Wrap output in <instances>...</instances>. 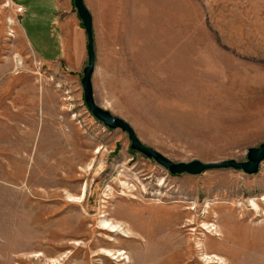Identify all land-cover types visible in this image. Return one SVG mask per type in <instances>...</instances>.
I'll return each instance as SVG.
<instances>
[{"label":"rangeland","instance_id":"374dc122","mask_svg":"<svg viewBox=\"0 0 264 264\" xmlns=\"http://www.w3.org/2000/svg\"><path fill=\"white\" fill-rule=\"evenodd\" d=\"M14 1L21 17L0 0V264H264V158L252 174H171L87 109L73 0H59L63 46L55 0ZM84 3L94 100L144 145L218 162L264 141V0Z\"/></svg>","mask_w":264,"mask_h":264},{"label":"water","instance_id":"95a60500","mask_svg":"<svg viewBox=\"0 0 264 264\" xmlns=\"http://www.w3.org/2000/svg\"><path fill=\"white\" fill-rule=\"evenodd\" d=\"M77 16L81 22L82 28L86 35V52L87 63L83 68V76L81 84L83 89V99L85 105L92 116L104 124L107 128H120L125 131L130 140V147L154 159L158 164L162 165L171 174H199L209 169L233 168L244 171L247 174L257 172L259 163L264 158V141L258 146L249 147L246 154V160L237 161L235 159H226L218 162H202L198 159H193L188 162H174L164 156L156 149L144 145L130 124L120 117L113 115L108 110L99 106L93 97L92 75L95 64L94 36H93V20L90 10L84 3V0H73Z\"/></svg>","mask_w":264,"mask_h":264},{"label":"crops","instance_id":"0c3cea01","mask_svg":"<svg viewBox=\"0 0 264 264\" xmlns=\"http://www.w3.org/2000/svg\"><path fill=\"white\" fill-rule=\"evenodd\" d=\"M10 1L15 6H21V8H22L23 11L20 12L19 17H21L24 12L26 13V7L24 5H22L21 2H16L14 0H10ZM59 6H60L59 0H55V5H54V9H53L54 15H53L51 27H52V34L56 36L57 42L59 43V38H60V45L62 44V46H63V40H64V37L63 36H64V33L62 32L63 30L61 29L60 24H59V22L57 20ZM32 20H33V22H34L35 25H32V27H29V34L33 38L38 37V39L40 40V38H39L40 37L39 36V32L41 31V25H40L41 23L39 24V21L34 16H33V19ZM26 34H27V32H26ZM29 34H27L28 37H29ZM28 37H26L27 41L29 42V44L36 51L38 50L37 52L39 53V55L41 56V58L43 60H45V61H47V60H53L54 58H58V57L61 56V52H60V50H58V48L56 49L57 51L55 53L48 52L49 49H50V46H51V44L47 43L48 40H47V42H45L46 43L45 45H44V43H42V44H38V46H36L37 39L35 41L34 39H31V37H29L30 39ZM41 38H42V36H41ZM31 42L33 43L34 46L32 45ZM40 43H41V40H40ZM55 44H56V41L54 42V47H55ZM43 47L46 48L45 54H43V49H45ZM61 51H63V48H62Z\"/></svg>","mask_w":264,"mask_h":264},{"label":"built area","instance_id":"2783aa9c","mask_svg":"<svg viewBox=\"0 0 264 264\" xmlns=\"http://www.w3.org/2000/svg\"><path fill=\"white\" fill-rule=\"evenodd\" d=\"M23 10H22V8H21V6H17V12H22Z\"/></svg>","mask_w":264,"mask_h":264},{"label":"bare ground","instance_id":"6f19581e","mask_svg":"<svg viewBox=\"0 0 264 264\" xmlns=\"http://www.w3.org/2000/svg\"><path fill=\"white\" fill-rule=\"evenodd\" d=\"M111 231H113V229H111ZM122 253H124V252H118V255H120V254H122Z\"/></svg>","mask_w":264,"mask_h":264}]
</instances>
